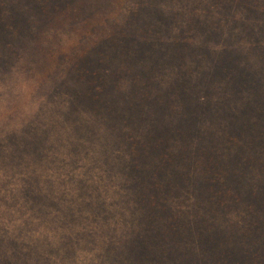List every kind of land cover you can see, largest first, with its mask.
<instances>
[{
    "label": "trees",
    "instance_id": "16d2710c",
    "mask_svg": "<svg viewBox=\"0 0 264 264\" xmlns=\"http://www.w3.org/2000/svg\"><path fill=\"white\" fill-rule=\"evenodd\" d=\"M177 25L186 29L173 35ZM224 31L226 44L242 42L264 65V0H0V63L36 82L65 75L75 87L70 99L97 119L109 112L103 104L116 96V80L127 78V96L139 104L123 122L138 123L151 95L146 77L134 76L138 60L169 47L178 57L193 35L216 44ZM230 46L220 76L244 102L228 127L202 132L205 112L188 110L167 113L180 117L178 126L152 123L148 140L128 132L126 178L136 200L145 196L138 205L150 221L145 243L132 245L134 264H264V75L241 66ZM183 197L196 219L174 210ZM188 235L198 252L190 263L180 247Z\"/></svg>",
    "mask_w": 264,
    "mask_h": 264
},
{
    "label": "rangeland",
    "instance_id": "374dc122",
    "mask_svg": "<svg viewBox=\"0 0 264 264\" xmlns=\"http://www.w3.org/2000/svg\"><path fill=\"white\" fill-rule=\"evenodd\" d=\"M185 29L177 25L171 33ZM193 36L178 57L167 54L169 47L152 62L141 58L134 66V76L146 77L151 93L138 123L123 122L139 104L127 96V78L116 80V96L103 104L109 112L97 119L70 99L75 87L65 75L36 82L0 63V264H134L132 245L136 239L145 243L150 221L138 205L145 196L136 200V188L126 178L128 132L134 131L136 141L148 140L152 123L168 119L178 126L180 117L168 114L188 110L205 112L200 131H222L244 102L220 76L230 46L225 31L216 44ZM242 45L230 46L239 64L262 68L264 75V65L247 57ZM153 160H144L141 171ZM192 204L183 197L173 206L190 221L197 211ZM194 245L190 235L180 242L189 263L198 256Z\"/></svg>",
    "mask_w": 264,
    "mask_h": 264
}]
</instances>
